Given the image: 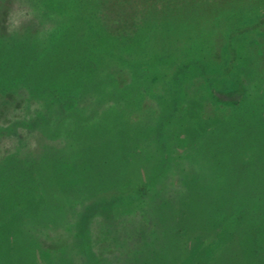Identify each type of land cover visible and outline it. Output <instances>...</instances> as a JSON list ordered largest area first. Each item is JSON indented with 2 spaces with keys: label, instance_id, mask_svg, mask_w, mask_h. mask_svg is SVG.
Listing matches in <instances>:
<instances>
[{
  "label": "rangeland",
  "instance_id": "1",
  "mask_svg": "<svg viewBox=\"0 0 264 264\" xmlns=\"http://www.w3.org/2000/svg\"><path fill=\"white\" fill-rule=\"evenodd\" d=\"M3 1L10 8L4 14L0 3V15L15 22L0 27V103L3 91L13 94L0 104V118L8 120H0V129L9 130L0 134V264H247L250 258L248 264H264V156H259L264 131L252 141L245 137L252 145L247 149L251 159L238 180L239 156L226 136L227 124L220 125L212 112L203 113L205 75L209 68L216 72L223 61L212 57L209 43L202 49V65L180 66L183 77L198 75L192 79L198 89L187 91L181 80L185 94L170 88L169 81L155 91L159 84L155 87L143 76L138 59L151 60L150 41L145 48L131 49L124 60L106 43L92 54L87 40L102 44L101 33L94 30L91 37L86 25L60 30L56 15L29 20L27 0ZM261 42L264 31L254 48ZM115 73L125 81L117 84ZM142 85H148L150 96L172 97L174 92L175 100H182L183 114L181 106L171 110L173 118L189 125L187 140L181 134L176 143L180 150L179 144L186 142V156L155 152L174 128L155 126V116L164 110L144 117L147 127L136 122ZM67 96L74 100L69 108ZM12 101L19 103L18 110L12 109ZM32 118L27 137H17L15 130L27 129ZM201 120L214 125L206 129ZM138 125L146 129L139 142L143 152L133 156L128 136ZM218 143L216 161L210 150ZM126 173L128 179L147 174L151 188H143L137 199L121 196L122 182L114 177ZM154 180L165 187L159 193ZM190 188H196V200L189 212L186 197L194 198ZM222 190L225 201L217 197ZM237 212L242 213L235 219ZM237 235L243 237L239 246Z\"/></svg>",
  "mask_w": 264,
  "mask_h": 264
},
{
  "label": "trees",
  "instance_id": "2",
  "mask_svg": "<svg viewBox=\"0 0 264 264\" xmlns=\"http://www.w3.org/2000/svg\"><path fill=\"white\" fill-rule=\"evenodd\" d=\"M0 3L3 4L1 11H4L5 14L10 7L4 1ZM27 4L29 20L39 16L41 20L47 21L48 16L56 15L55 25L60 30H64L68 26L69 29L75 26L82 29L81 27L86 25L93 32L91 37L95 31L101 33L98 34L102 37L99 43L103 45H95L90 43L89 39L87 40L92 54L103 50L105 46L114 45L113 47L122 53L121 57L124 60L131 49L145 48L148 46L146 43L150 41L153 46V49L149 52L151 60L149 61V58H141L142 56L137 55L140 63L143 64V66L141 65L143 76L145 78L150 77L155 87L158 84L160 85V87L157 86L155 91L167 87L165 84L169 81L172 86L170 88L183 94L184 91L181 90L182 87L179 83L181 80L182 82L185 81L187 91L195 89L197 85L192 79L198 75L183 77V75H180L182 74L180 66L188 68L191 65H202L204 58L202 49H205L209 43L212 57H221L223 61L220 62L221 66L219 65L214 73L211 68L208 70L209 73L207 72L206 68L208 66L203 68L208 73L205 75L207 80L202 88L206 94L201 96L204 105L202 108L206 110L203 113L210 114L212 112V116L220 122V125L224 124L223 126H225L227 124L225 132L228 128L230 133L229 135L226 133V136H230L239 156L237 157L239 160L236 162L238 163L236 167L238 172L235 176L242 181L240 178L243 179V175L247 171L246 163L251 159L248 156L247 149L251 148L252 145L249 140L246 141V138H250L252 141L254 137L259 136V132L264 131V42H261L259 47L254 48L256 36L258 37L264 31V0H27ZM43 21V25L49 24ZM14 22V19L9 22V20L3 18V15H0V27L4 29L9 25H13ZM104 43H106L105 46ZM168 44H174V46L167 48ZM108 56L112 57V53H109ZM174 70L176 71L173 72ZM176 72L180 73L177 74ZM169 73L173 74L171 79ZM175 74L178 77L175 78ZM120 79L115 73L114 81L117 84L118 81L120 84L125 81L124 78L121 81ZM196 89H198V86ZM138 90V93H140L138 105L140 106L137 111L136 122L140 121L139 124H145L147 127L149 126V119L147 120L144 117H150L153 112L158 115L159 111L164 110V113L158 117L155 116V126H174V128L169 129L168 132L170 133L165 137V143L161 142L155 150L157 155L166 157L175 155L181 158L186 156L190 150L186 142L179 144L180 150L177 149L178 144L176 143L180 140L181 134L184 135V140H187L188 134H190L189 125H184V119L173 118L172 116V114L174 115L173 108L178 106L183 107L180 110V113L183 114L184 105L182 100L178 98L176 101L174 92L172 97L171 95L164 98L150 96L147 93L149 90L148 85H142L138 87ZM67 98L66 107L69 108L68 105L72 104L74 100L71 96H67ZM11 99H13V94L9 91H3L0 104L11 101ZM159 101L161 103H158ZM152 104L156 107L151 108ZM18 108L19 103L12 101V109L15 111ZM28 111L35 112V110ZM6 117L0 118V120L6 122L8 121ZM204 118H207V116L202 114V119L205 120ZM195 120L199 122L198 119ZM208 121L206 120L204 124L201 120L206 129L214 125L210 120ZM228 121H231L230 124H228ZM33 122L34 118L30 119L27 129H22V132L15 130V135L20 139L27 137L25 132H28L29 125ZM143 126L138 125L137 132L133 131L128 136L133 150L129 153L133 156L135 154L138 156L139 152H143L140 148L142 143H139L141 142L142 131L146 130ZM6 130L8 129L1 127L0 134L6 132ZM216 130L214 129V131ZM218 133L222 135L220 132ZM189 144L190 146L195 145L192 140ZM215 147V151L210 150V153L214 154L212 158L218 161L219 157L216 154L217 151H221L220 143ZM134 149L139 151L136 150V152ZM186 149L188 150L186 151ZM259 156H264V149ZM144 161L147 163L145 158ZM155 163H158L157 160ZM260 163H263V161ZM126 175L128 173L119 177L113 175L117 182L119 180L122 182L125 193L121 196L129 194L127 198L137 199L141 197L140 193L145 191L143 188H146V190L151 188V181L147 174H144L142 179L138 177L139 175L135 177L129 175L128 179ZM170 182H177L178 184L175 178H171ZM154 184L156 193L161 192L159 188H165L161 187L157 180H154ZM190 190L194 198L188 199L186 197L189 212L194 209L193 205L196 200V188H190ZM172 192L175 193L173 188ZM225 193L226 190H222L217 193V197L221 196L219 198L225 201L227 197ZM240 213L242 212L235 213V219L239 218ZM178 214L180 213L178 212ZM242 239L243 237L237 235V246H239ZM261 258L262 263H264V255ZM250 260L251 258L248 263Z\"/></svg>",
  "mask_w": 264,
  "mask_h": 264
}]
</instances>
